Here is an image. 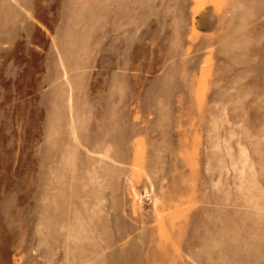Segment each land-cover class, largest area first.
I'll use <instances>...</instances> for the list:
<instances>
[{"label": "rangeland", "instance_id": "1", "mask_svg": "<svg viewBox=\"0 0 264 264\" xmlns=\"http://www.w3.org/2000/svg\"><path fill=\"white\" fill-rule=\"evenodd\" d=\"M0 264H264V0H0Z\"/></svg>", "mask_w": 264, "mask_h": 264}]
</instances>
